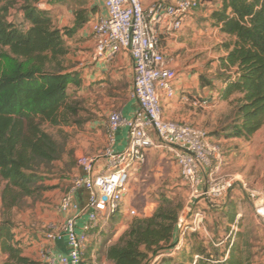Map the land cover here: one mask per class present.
<instances>
[{
	"label": "trees",
	"instance_id": "1",
	"mask_svg": "<svg viewBox=\"0 0 264 264\" xmlns=\"http://www.w3.org/2000/svg\"><path fill=\"white\" fill-rule=\"evenodd\" d=\"M0 247L8 256L4 264H35L23 256L11 221L12 213L25 208L27 199L41 196L54 164L63 160L66 144L43 130L45 123L59 126L77 109L69 105L71 86L80 88L77 72H69L65 37L48 11L31 0L22 8L25 25L9 20V0H0ZM227 36L225 55L219 59L220 100L234 102L232 117L218 128L214 138L251 141L264 127V0H222L213 14ZM201 85H206L200 78ZM210 88V87H209ZM210 135V134H209ZM211 136V135H210ZM213 139V137L211 136ZM76 166V165H75ZM74 165L63 171L68 178ZM181 206L170 199L160 201L150 217L136 218L120 241L110 246L113 264H151L175 242ZM235 211V210H233ZM236 212L229 216L235 222ZM198 234V233H192ZM195 235V236H196ZM203 256L205 251L197 250ZM192 260L194 254L191 253ZM202 258V257H201ZM223 259V258H222ZM162 258L161 262H165ZM216 264H248L240 243L227 259ZM192 262V261H191ZM84 263V262H83ZM197 264H215L208 255Z\"/></svg>",
	"mask_w": 264,
	"mask_h": 264
},
{
	"label": "built area",
	"instance_id": "2",
	"mask_svg": "<svg viewBox=\"0 0 264 264\" xmlns=\"http://www.w3.org/2000/svg\"><path fill=\"white\" fill-rule=\"evenodd\" d=\"M205 1L159 0L147 6L144 0H105L107 16L99 19L92 28V60L106 63L120 53L130 55L134 78L129 97L138 103V108L131 119L124 118L120 111H112L108 116L107 145L103 152L76 158V166L83 174L72 178L58 206V211L65 214L66 219L61 228L53 227L45 234L48 242L65 237L68 252L52 256L45 249L41 257L46 264H83L93 234L108 229L120 215L137 216L135 209L125 212L124 207L130 183L148 164L152 150H169L189 191L188 212L178 218L174 245L159 258L177 256L188 234L209 236L205 226L206 214L200 204L221 207V202L235 187L246 195L264 227V190L251 186L241 176L221 174L226 155L220 143L214 141L205 129L164 118L163 101L175 99L176 81L181 71L170 66L172 59L169 60L163 51L161 35L181 31L186 18L200 9ZM183 101L199 109L209 104L207 99L189 96L183 97ZM121 128L128 130V146L124 151L116 152V134ZM81 188L89 192L84 206L76 199ZM83 218L79 230L78 222ZM200 258L196 256L194 264Z\"/></svg>",
	"mask_w": 264,
	"mask_h": 264
},
{
	"label": "rangeland",
	"instance_id": "3",
	"mask_svg": "<svg viewBox=\"0 0 264 264\" xmlns=\"http://www.w3.org/2000/svg\"><path fill=\"white\" fill-rule=\"evenodd\" d=\"M27 1L30 2V0H9V20L15 21L20 27L25 25L22 8ZM205 2L211 4L202 8V11H198L199 9L198 12L194 11L199 16V22L194 26L195 30L192 32L198 37L196 48L199 49L195 53L194 60L198 64L197 74L202 76L206 85L210 84V91L214 93V96L213 101L209 102L206 108L199 110V120L202 124H199L198 127L205 129L213 137V140L218 142L213 133L224 125L228 118L232 117L235 104L232 101L223 102L217 96L223 88L222 80L218 78L219 59L225 55L223 44L228 38L217 26L213 14L221 8L222 0H206ZM5 4L3 2L0 6ZM216 4L219 5V8H216ZM67 46L70 52L64 60L65 69L69 72H82L92 62V51L86 59L84 56L86 51L80 52L74 45L67 44ZM85 83L88 81L85 80ZM100 85L98 83L96 86L95 84L83 86L82 89L71 86L68 91L71 97L69 105L78 110L77 114L70 116L65 124L52 126L45 123L42 126L43 130L57 141L66 144V153L62 161L54 164L52 173L56 176H50L45 182L44 187L47 190L37 198L27 199L25 208L13 212L10 217L16 240L20 243L26 241L25 245L28 249L33 248V236L51 231L54 225L53 221L58 218V206L65 193L66 181L70 179V177L65 176L63 171L68 170L71 165H76V150L87 144L84 137L85 134L87 135L88 123L98 119L106 121L107 117L102 113V110L107 107H110V110L114 109L112 107L116 104V99H108L110 97L108 89L111 83L105 87ZM220 145L227 157L230 155L231 149H234L238 164L237 175L244 172L243 174L251 186H264V127L257 133L256 137L247 143L244 142L243 145L232 148L229 147V142H221ZM150 158V163L141 168L132 179L129 186V197L124 207L125 212L135 209L137 216H127L122 222L111 223L109 228L102 233L93 234L90 237L83 264H113L107 258L109 247L120 241L134 219L150 217L157 209L160 201L165 198L181 206L179 216L188 212L189 191L175 166L169 161L161 160L158 150H154ZM235 189L236 191L231 192L230 196L225 199V201L227 200L225 206H221L219 210L209 209L206 211L205 226L209 236L199 233L195 234L196 236L188 234L184 240V247L177 256L174 258L162 256L157 258L156 262L153 260L151 264H194L196 256H200L196 255L197 250L205 251V254L200 256L202 258L198 261L206 259L209 255L216 264V260L224 261L233 245L238 243L249 259L248 264H264V227L256 218L254 209L243 191L239 187H235ZM231 198L234 199L231 200ZM233 212H236L235 222L231 223L229 216ZM120 217L122 215L116 217V220ZM2 219L0 192V221ZM118 224H121V229L119 228L120 231L116 234L118 229L115 230V227ZM23 235H25L24 238ZM191 253L194 254L193 260ZM162 258H166L165 262H161ZM29 259L33 261L32 258Z\"/></svg>",
	"mask_w": 264,
	"mask_h": 264
},
{
	"label": "crops",
	"instance_id": "4",
	"mask_svg": "<svg viewBox=\"0 0 264 264\" xmlns=\"http://www.w3.org/2000/svg\"><path fill=\"white\" fill-rule=\"evenodd\" d=\"M159 0H144L145 5H151ZM31 3L40 10L48 11L53 19L54 26L61 31H71L68 36L65 37L67 44L73 46L78 51H86L84 56L87 59L89 54L94 51V41L92 38V28L93 25L101 18L107 16V10L105 7V0H31ZM210 2H205V5L201 7L198 11H202L206 5L209 6ZM219 8V5H215ZM197 11V12H198ZM197 12H193L185 20L183 29L173 35H161L162 48L167 58H172L170 66L172 68L179 69L181 74L176 81V91L177 95L175 99L168 101H163L164 108V118L175 122H185L191 123L195 126L201 125L202 122L199 120V108L194 107L191 104L185 103L183 97L189 96L193 99H207L209 102L213 101L214 93L210 91L209 87L204 88L201 85V76L197 74L198 64L195 63L194 56L198 52L196 48V43L198 37L195 33H192L194 26L199 22V16L196 15ZM207 17V15H205ZM91 63L82 72H77L82 80L80 88L83 86H92L93 84L100 83L102 87L109 86L108 94L110 97L108 99H116V104L110 110V107L102 110V113L107 117V120H94L87 125V135L85 134V139L87 144L79 147L76 152V158L81 155L94 156L99 155L103 152L107 145L106 137V126L108 123V116L112 111H120L124 118L131 119L138 108V103L129 97V92L133 85L134 78V66L133 60L127 53H120L111 62H98L95 63L91 59ZM85 80L88 83H85ZM220 97V93L217 95ZM114 101V100H113ZM257 135V134H256ZM255 135V137H256ZM215 141V140H214ZM218 142H229V147L243 145L244 140L242 139H225L221 137L217 139ZM247 143V142H246ZM128 146V130L126 128H121L116 134V143L114 146V151L122 152ZM154 150L150 151L148 164L150 163V156ZM160 152V158L163 161H169L172 163L177 173L179 174L178 166L174 162L173 155L169 150H158ZM236 153L234 149H231L230 155L226 156V163L221 170V174L241 176L245 178V175H237L238 164L236 162ZM244 171V170H243ZM83 171L75 166L72 170V175L70 179L67 180V186L65 193L68 191L71 180L75 175H82ZM249 175V174H248ZM246 179V178H245ZM255 188L264 190V186ZM234 189L232 192H235ZM64 193V194H65ZM63 194V195H64ZM63 197V196H62ZM76 199L81 206L86 205L89 199V192L81 188L77 194ZM234 198H231L233 200ZM225 202V203H222ZM221 203L225 206L227 200ZM200 208L205 211L209 209L219 210L221 207H213L207 203H201ZM127 215H123L116 221H121L125 219ZM66 215L59 212L56 221H53V227L61 228ZM84 218L79 220L78 229L82 227L84 223ZM122 224V223H121ZM118 224L115 230L119 228ZM114 226V224H112ZM121 229V228H120ZM25 235H23L24 238ZM21 240V239H20ZM33 248L28 249L25 245L26 241L19 242L20 248L23 249V256L26 258H32L36 264H46L41 254L45 249H48L52 256H57L60 254H66L68 252V246L66 238L63 237L62 240L56 242H48L45 240V233L33 236ZM8 261V256L1 252L0 247V264H4Z\"/></svg>",
	"mask_w": 264,
	"mask_h": 264
}]
</instances>
